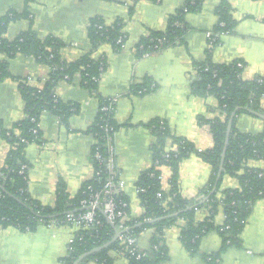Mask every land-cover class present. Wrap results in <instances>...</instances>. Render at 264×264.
Returning a JSON list of instances; mask_svg holds the SVG:
<instances>
[{
  "label": "crops",
  "instance_id": "crops-1",
  "mask_svg": "<svg viewBox=\"0 0 264 264\" xmlns=\"http://www.w3.org/2000/svg\"><path fill=\"white\" fill-rule=\"evenodd\" d=\"M184 0H0V18L10 11L19 14L25 7L31 22L20 18L8 25L5 38L14 40L30 27L40 39L55 37L64 43L60 57L74 62L91 50L87 36L90 20L96 18L110 27L122 22L124 46L115 50L102 45L93 57H103L106 68L98 80L96 91L82 87L80 76L72 81H59L55 96L64 103L75 104L77 112L67 125L49 112L39 116L40 142L30 143L25 150L29 163L27 193L44 206L52 207L55 192L61 179L70 198L78 194L82 185L93 179L92 147L94 137L88 129L94 123L100 102L115 99L114 121L118 125L114 148L118 177L124 184L123 194L129 201L130 214L139 217L143 208L136 183L142 172L153 166L152 144L154 138L146 124L159 119L167 124L173 135L193 144L197 151L212 149L209 125L198 118L211 120L217 116V101L191 95L190 86L196 79L192 62L206 59L208 33H213L218 23L215 9L221 2L231 8L235 27L231 34L220 37L211 51L215 64L235 60L244 63L242 78L252 80L264 77V0H205L203 10L186 17L187 31L181 45L136 55V47L150 32L166 29L168 18L182 6ZM0 55V62L6 61ZM9 72L14 77L0 83V125L5 130L13 128L24 116V102L19 94V83L24 80L31 87L41 89L48 79L50 69L35 58L16 55L8 59ZM150 80L153 91L132 94L134 85ZM260 109L264 115V99ZM236 128L244 133L264 131V122L251 115H240ZM171 148V146H168ZM10 149L0 136V170ZM247 168H264V161H249ZM161 188L169 190L171 170L162 167ZM211 175L209 164L196 155L183 160L179 166V193L182 198H194L206 187ZM236 178L224 176L222 189H237ZM196 221L203 222L207 209L196 211ZM225 214L219 207L213 223L222 227ZM180 224L165 230L164 246L168 258L164 264H207L205 256L218 252L221 238L216 230L209 232L199 242L197 254L191 255L181 240ZM153 230H145L137 237L138 250L149 251ZM75 230L68 225L50 223L34 232H21L15 227H0V264H61ZM240 249L228 248L216 264H264V200L257 201L241 233ZM113 264H128V260L109 254ZM87 264H98L91 261Z\"/></svg>",
  "mask_w": 264,
  "mask_h": 264
},
{
  "label": "trees",
  "instance_id": "trees-1",
  "mask_svg": "<svg viewBox=\"0 0 264 264\" xmlns=\"http://www.w3.org/2000/svg\"><path fill=\"white\" fill-rule=\"evenodd\" d=\"M31 1L26 0V4ZM204 2L205 0H184L175 14L168 18L164 31L150 32L140 40L136 47V55L142 57L149 52L183 44L187 31L186 17L201 13ZM215 14L218 23L213 31L214 45H218L221 36L232 33L235 21L231 16V8L226 2L218 4ZM20 18L31 22L27 6L21 14L10 11L0 18V55L7 58L6 61L0 62V83L7 79L14 80L9 72L8 59L18 54L33 57L37 62L45 64L49 67L50 74L41 89L29 86L24 80L15 79L19 83V94L24 102V116L10 130H5L0 125V136L10 146L0 170V186L3 185L6 190V193L0 190V227H15L21 232H34L39 226L49 225L52 222L65 224L68 212H73L76 216L84 214L86 210L81 208V201L88 199L91 193H101L104 188L109 177L107 171L109 146H114L115 134L119 128L114 121L115 104L112 99L100 102L96 119L88 129L95 139L92 147V165L98 175L95 179L85 182L73 198L68 196L65 183L60 179L52 207L44 206L32 199L27 193L29 163L25 157V150L30 143L40 142L37 125L42 112L53 114L63 125H67L71 115L78 110L75 104L64 103L55 96L56 84L65 77L68 78L67 81H72L78 74L82 87L94 93L98 80L105 71L106 63L103 57L92 58L93 53L104 44L119 50L117 40H125V35L122 33L124 27L122 22L107 27L101 20L94 18L90 20L87 29L91 50L74 62H65L60 57L64 43L51 36L40 39L31 27L21 32L14 40L8 41L5 38L8 25ZM99 26L102 29H98ZM210 56L211 51L208 49L204 61L192 62L196 79L191 83L190 91L195 97L202 99L213 97L217 101V106L214 108L217 112L216 117L211 120L198 118L200 124L209 125L213 141L212 149L199 152L187 140L173 135L165 122L159 119L148 122L146 127L154 138L153 166L142 172L136 183L143 208L142 214L133 218L128 199L124 194L118 196L116 202L119 209L122 204L127 205L122 209L126 213L125 220L117 219L114 224H110L101 209H97L96 215L101 226L77 232L66 256L60 259L61 264H74L83 254L109 242L115 232L124 230L123 236L136 238L145 230H153L150 249L144 252L147 254L145 257L138 258L137 251L131 255L130 250L126 251L121 241L117 240L108 248L86 257L80 264L91 261L98 264H113L109 254L119 252L126 257L128 264H164L168 258L167 248L163 243L165 230L180 223L182 243L191 255L197 254L202 237L214 230L218 232L221 238L220 249L211 256H205L207 264H216L220 255L228 248H241L240 236L252 207L257 201L264 200V168L254 170L246 166L249 161H264V131L255 134L244 133L236 128L235 123L240 115L254 116L250 112L262 114L260 103L264 99V77L244 80L242 78L244 63L235 60L227 64H215ZM238 64L242 67H238ZM151 83L146 79L143 83L132 86L131 93L138 95L144 89L149 93L153 91L150 89ZM104 107H110V110L103 112ZM233 112L235 117L226 148L224 172L216 183L227 124ZM174 145L177 146L175 152L168 148ZM96 155L101 157L100 161L96 159ZM191 155H196L209 164L211 175L206 187L194 198L186 199L179 193V166ZM162 167L171 170L167 192L161 188ZM118 173L116 168L117 176ZM224 176L236 178L239 187L222 189ZM205 198L208 199L201 203ZM219 207H222L226 220L222 227H215L213 218ZM202 209H207L208 216L203 222L198 223L196 211ZM176 213L177 216L148 224L149 221Z\"/></svg>",
  "mask_w": 264,
  "mask_h": 264
},
{
  "label": "built area",
  "instance_id": "built-area-1",
  "mask_svg": "<svg viewBox=\"0 0 264 264\" xmlns=\"http://www.w3.org/2000/svg\"><path fill=\"white\" fill-rule=\"evenodd\" d=\"M135 1V0H132ZM98 29H102L101 26L98 27ZM208 49L211 50L215 45V39H214V34L213 33H208ZM124 41L122 39L117 40V44L119 45L120 48L124 46ZM142 48V47H140ZM94 59H98L92 56ZM238 67H242L241 64H238ZM65 81L68 80L67 77L64 78ZM154 87L151 85L150 89H153ZM146 90H142L139 94L143 93H148L145 92ZM112 101L115 104V99H112ZM110 110V107H104L102 108L103 112H106ZM37 128L39 129V126L37 125ZM36 134V131L34 132ZM173 152L177 150V146H172L170 148ZM115 148L114 146H109V151H108V160H107V171L109 172V177L106 180V183L104 185L103 190L101 193H91L88 197V199L82 200L81 201V208H84L86 212L84 214L80 215H75L73 212H68L66 215V223L64 225H68L71 228L75 230V235L77 232L81 230H86L90 228H96L101 226L100 220L97 218L96 215V210L101 209L102 213L105 215L107 221L110 224H114V221L119 219L121 221L125 220L126 218V213L124 210L127 207L126 204L121 205V209H119V206L116 202V198L118 196H121L123 194L124 190V184L120 181L119 175L117 176L116 174V157H115ZM168 157V155L166 156ZM97 160H101V157L99 155H96ZM98 175V172H94V177L95 179ZM89 190H91L89 188ZM160 196V195H159ZM55 224L56 222H52ZM125 231V230H124ZM120 232V231H117ZM71 239L70 244L74 242L75 236ZM118 240L121 241V245L125 246V250H130L131 255L135 254V251H137L138 258L145 257L147 254L144 252H141L138 250V245H137V238L136 237H125L123 234L118 238ZM115 255L119 257H124L122 253H116ZM126 259V257H124ZM128 258V257H127Z\"/></svg>",
  "mask_w": 264,
  "mask_h": 264
},
{
  "label": "water",
  "instance_id": "water-1",
  "mask_svg": "<svg viewBox=\"0 0 264 264\" xmlns=\"http://www.w3.org/2000/svg\"><path fill=\"white\" fill-rule=\"evenodd\" d=\"M252 115H254L255 117L259 118V119H262L264 120V115L263 114H260V113H255V112H250ZM234 117H235V112H233L229 118V121H228V124H227V130H226V138H225V142H224V147H223V150H222V154H221V159H220V166H219V170H218V173H217V177H216V183L220 180L223 172H224V169H223V165H224V159H225V153H226V148H227V144H228V139H229V135H230V131H231V128H232V124H233V120H234ZM216 188V187H215ZM214 188V190H215ZM0 190L4 193H6V190L4 189V186L1 185L0 186ZM213 190V191H214ZM208 198H205L201 203H204ZM178 214H172V215H169V216H166L164 218H159V219H156V220H152V221H149L148 224H152V223H155V222H158V221H161L163 219H166V218H170V217H174V216H177ZM51 219H54V217H50ZM124 233V231H120V232H115L113 238L107 242L106 244L98 247V248H95L85 254H83L82 256H80L74 264H80L86 257L96 253V252H99L101 250H104L106 248H108L110 245H112L113 243H115L118 238Z\"/></svg>",
  "mask_w": 264,
  "mask_h": 264
}]
</instances>
